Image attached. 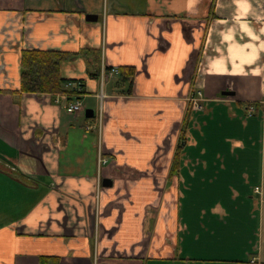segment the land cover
Returning <instances> with one entry per match:
<instances>
[{"label":"crops","instance_id":"crops-1","mask_svg":"<svg viewBox=\"0 0 264 264\" xmlns=\"http://www.w3.org/2000/svg\"><path fill=\"white\" fill-rule=\"evenodd\" d=\"M23 48L83 108L0 91V264H264V0H0V90Z\"/></svg>","mask_w":264,"mask_h":264},{"label":"trees","instance_id":"trees-1","mask_svg":"<svg viewBox=\"0 0 264 264\" xmlns=\"http://www.w3.org/2000/svg\"><path fill=\"white\" fill-rule=\"evenodd\" d=\"M72 53L60 49L43 48H23L21 50V84L18 89H1L0 91L14 93L23 92H66L73 94L75 89L66 88V79L61 75V65L67 59L72 57ZM120 68V79L118 84H127L126 93H131L133 89L136 67L133 65H122ZM73 98L72 95L68 97ZM189 124V117L186 119L182 136H185ZM183 146L178 145L170 176H174L181 164Z\"/></svg>","mask_w":264,"mask_h":264},{"label":"built area","instance_id":"built-area-1","mask_svg":"<svg viewBox=\"0 0 264 264\" xmlns=\"http://www.w3.org/2000/svg\"><path fill=\"white\" fill-rule=\"evenodd\" d=\"M119 69L118 67H113L111 70H109V75L113 74V73H118ZM108 76V74H104V77ZM64 98H65V104H66V108L69 112H78L79 110L82 109V103L80 100H76V101H70L68 99L69 93H64ZM103 92L101 93V97H103ZM190 100L193 103V106L196 109H202L204 107V103H203V92L200 89H196L194 90L191 95H190ZM57 100H60V95L57 98ZM250 109L253 110L255 109L254 105L250 106ZM101 162L105 160V158H103V156H101L100 158ZM256 191L258 192H262V187L261 186H256Z\"/></svg>","mask_w":264,"mask_h":264},{"label":"water","instance_id":"water-1","mask_svg":"<svg viewBox=\"0 0 264 264\" xmlns=\"http://www.w3.org/2000/svg\"><path fill=\"white\" fill-rule=\"evenodd\" d=\"M86 17L90 21L98 19V15L97 14H88ZM232 93H234V92H232L230 90H227V91L223 92V94H232ZM93 114H94L93 110H86V116L87 117H91V116H93ZM103 183L105 185L112 184V180L110 178H104Z\"/></svg>","mask_w":264,"mask_h":264},{"label":"rangeland","instance_id":"rangeland-1","mask_svg":"<svg viewBox=\"0 0 264 264\" xmlns=\"http://www.w3.org/2000/svg\"><path fill=\"white\" fill-rule=\"evenodd\" d=\"M0 188H2L1 187V182H0ZM19 192H22L20 189L17 191V190H14V192L13 193H15V194H21V193H19ZM1 194V193H0ZM5 195H8V193H5ZM1 205V204H0Z\"/></svg>","mask_w":264,"mask_h":264}]
</instances>
